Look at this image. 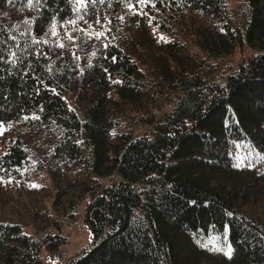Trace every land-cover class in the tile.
I'll return each instance as SVG.
<instances>
[{
    "label": "trees",
    "instance_id": "obj_1",
    "mask_svg": "<svg viewBox=\"0 0 264 264\" xmlns=\"http://www.w3.org/2000/svg\"><path fill=\"white\" fill-rule=\"evenodd\" d=\"M86 199L67 264H264V0H0V264Z\"/></svg>",
    "mask_w": 264,
    "mask_h": 264
},
{
    "label": "rangeland",
    "instance_id": "obj_2",
    "mask_svg": "<svg viewBox=\"0 0 264 264\" xmlns=\"http://www.w3.org/2000/svg\"><path fill=\"white\" fill-rule=\"evenodd\" d=\"M226 3L233 15H236L239 9L245 4V0H226ZM249 55L246 49L242 51H237L234 56L230 58V62L235 65L243 58ZM35 185L41 184L44 187L51 188L49 180L42 179L40 181H35ZM89 204V199L84 200L77 208L75 219L70 222H63L61 226L62 235L65 237L66 243L62 245L55 255H49L42 249L39 257L38 264H67L71 260L75 259L76 256L83 254L91 250L95 244L94 239L90 231L86 228L83 222V215L87 205ZM224 237H220L218 245L223 247L228 253L230 252V244L227 240V233L225 232Z\"/></svg>",
    "mask_w": 264,
    "mask_h": 264
},
{
    "label": "snow or ice",
    "instance_id": "obj_3",
    "mask_svg": "<svg viewBox=\"0 0 264 264\" xmlns=\"http://www.w3.org/2000/svg\"><path fill=\"white\" fill-rule=\"evenodd\" d=\"M9 2H11V0H9ZM29 2H31V0H29ZM85 2H86V0H77V3L81 4V5H83ZM136 3L141 5V6H144V5L148 4V3H150V0H136ZM152 6L154 7V5H152ZM127 7L129 8V11L132 12L133 14H141V13L136 11V8H135V6L132 3H129L127 5ZM97 23H99V21H97ZM53 35H56L55 31H53ZM99 35H102V34H98L97 38H99ZM59 46L63 47L62 44L59 45Z\"/></svg>",
    "mask_w": 264,
    "mask_h": 264
}]
</instances>
